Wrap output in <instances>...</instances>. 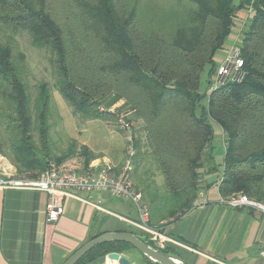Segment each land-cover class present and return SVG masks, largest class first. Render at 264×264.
<instances>
[{
  "label": "trees",
  "instance_id": "16d2710c",
  "mask_svg": "<svg viewBox=\"0 0 264 264\" xmlns=\"http://www.w3.org/2000/svg\"><path fill=\"white\" fill-rule=\"evenodd\" d=\"M74 1L85 19L83 24L87 23L84 32H88V26L98 32L86 33L87 42L68 38L52 0H0V123L5 122L11 133L9 144L4 145L0 139V154H11L19 173L38 174L47 169L50 160L63 163L81 154L88 163L95 157L88 146L75 139L67 148H57L50 140L55 88L74 113L85 119L101 118L111 126L123 114L132 124L137 152L130 177L150 206L147 224L156 231L165 233L196 208L204 175L220 166L222 197L245 194L264 204V0H240L239 4L234 0H180L191 5L190 20L182 23L171 39L155 35L148 50L137 45L132 34L141 8L137 0L127 11L117 0ZM240 7L254 12L249 29L241 32L244 77L212 85L204 107L202 72L207 65L215 71L214 56L231 34ZM24 32L33 45L50 51V61L57 71L52 86L44 79L34 87L30 84L25 54L17 39ZM80 42L107 55L105 60L85 63L76 50ZM103 84H109L114 97L107 105L124 97L136 118L142 120L144 134H138L131 116L120 113L122 106L117 114L99 111L107 96L105 91L101 93ZM214 122L225 134L221 165L213 154ZM149 157L164 178L162 189L155 180L150 184L140 178L144 187L133 181L141 163ZM206 157L213 162L207 173L203 170ZM129 247L135 246L104 242L77 264Z\"/></svg>",
  "mask_w": 264,
  "mask_h": 264
},
{
  "label": "crops",
  "instance_id": "0c3cea01",
  "mask_svg": "<svg viewBox=\"0 0 264 264\" xmlns=\"http://www.w3.org/2000/svg\"><path fill=\"white\" fill-rule=\"evenodd\" d=\"M84 120L73 138L96 153L93 164L111 162L120 169L124 133L102 119ZM222 173L220 166L205 175L196 208L168 227L162 242L186 264H264V212L224 203L219 192ZM80 194L95 205L65 197V214L47 222L48 192L0 187V264H62L86 242L107 232H131L149 244L160 235L141 220L133 202L107 191ZM86 264L117 262L107 254Z\"/></svg>",
  "mask_w": 264,
  "mask_h": 264
},
{
  "label": "rangeland",
  "instance_id": "374dc122",
  "mask_svg": "<svg viewBox=\"0 0 264 264\" xmlns=\"http://www.w3.org/2000/svg\"><path fill=\"white\" fill-rule=\"evenodd\" d=\"M137 1L141 8H140L139 17L136 20L135 25L133 26L132 34L136 40L137 45H139L141 48H145V50L149 49L150 39L154 38L155 35H158L159 38H162L163 40L171 39L175 35L176 30L179 28V26L182 23H186L190 20L191 11L189 7H191V5L186 1H180V0H137ZM134 2L135 0H117L118 5L121 7L123 11H127V9H129L131 4ZM234 3L239 4L240 0H234ZM52 7L57 12L56 15L58 14V18L61 20L62 24H65V32H67L68 30L67 33H69L68 35L69 39L73 38L72 36H74L76 38L83 39L84 42H87L86 33H89V35L98 34L97 29L94 26L93 27L88 26L87 27L88 32H84L83 28L87 26V23L84 22L83 24V21H85V19L80 15V13H78L74 0H52ZM253 15H254L253 10L248 7H240L238 9L236 17L234 18V27L232 28L231 34L225 40L223 47L220 50H218V52L214 56V62L217 65L215 71L213 72L212 65H207L204 71L202 72L201 80H200V91L202 93H206V95L202 99V105L204 107L207 106L208 96L211 93L212 85L215 84V81L217 79L216 74H217L218 66L225 61L226 57L229 54H231L232 50L236 46H238L241 49L240 47L241 39H242L241 32L243 29H249L250 20L253 17ZM17 39L19 42L20 50L25 54V63L28 70L29 81L32 87H34L40 80L43 79L49 81L51 86L55 84L57 80V71L50 61V58L52 57L50 51L47 48H39L33 45L31 43V38L29 34L26 32L22 34H18ZM88 44L89 43L81 44L80 42L79 47L76 49L78 50V54L81 56V58L85 59V63L87 61L91 62V61L105 60L107 55L104 54L102 55L101 52L96 50V48L89 49L90 46ZM216 84H219V82ZM100 90L101 93L105 91L106 92L105 95L107 96L103 98L104 103L99 107V111H103L107 113L110 112V114H117L118 110L122 106L123 109L122 111H120V113H126L127 116L128 115L131 116L134 121L133 122L134 127H137L138 134L139 135L144 134L142 128V124H143L142 120L136 118L134 110H132L131 107L127 105L126 99L123 97L119 99V101L116 102L115 104L107 105L110 101L114 99V97L111 95L112 91L109 89V84H103L100 87ZM73 110L74 109L68 103V101H66V99L54 88L53 102L51 108L52 127L50 129V136H51L50 140L55 143V147L57 148H67L69 142H71L72 139H75L72 136L73 132L76 130V128H80L81 123L85 121L84 120L85 118H83L80 114L79 115L75 114ZM92 110L96 111L94 107L92 108ZM118 125L119 123L117 119L114 120L112 126H115L118 129H120ZM214 133H215L213 140L214 159H216L215 162H218V164L221 165L225 155V145H224L225 134L223 133L219 124L215 122H214ZM10 136L11 133L8 131L6 123L5 122L0 123V139L3 140L2 143L4 145L10 143L9 140ZM34 136L36 138L37 144L40 145L38 134L35 133ZM124 138L126 140L125 136ZM126 149H127V143L125 147V158L127 153ZM9 155L7 154V156H3L2 154H0V179L18 181V179L31 180L36 178L34 176V173L37 172L28 171V172L19 173L15 164L10 159L12 158V155L11 154ZM94 156L96 157V153H94ZM93 159H91L87 163L86 156L80 154L74 156L73 158L63 163H58L54 160H50V161L51 162L53 161L59 167H63V168L65 167L66 169L71 171L82 172L89 169L91 164H93L94 162ZM204 162H205V168L203 170L204 172L207 173V169L213 165V162L210 161L207 157L205 158ZM106 163H109L111 166H113L115 171L119 170L117 165H114L111 162H106ZM106 163L104 162L102 163V165ZM204 172L203 174H206ZM39 174L37 173V176ZM140 178H144V180H146L150 184H152V181L155 180L157 183V187L160 189L163 188L164 178L160 174V171L157 168L156 163L150 157L148 159L143 160L137 172V175L134 174L133 177V181L138 183L140 187H144V185L140 182ZM145 203L148 205L150 211V206L146 200ZM159 234L163 235V233H159ZM149 242L151 243L150 244L151 246L156 248L158 247L157 249L159 250L165 249L167 247L162 242V238L160 236L154 237V239L149 240ZM121 253L129 257V259L132 261V264H151L147 261L144 254L135 247L126 248Z\"/></svg>",
  "mask_w": 264,
  "mask_h": 264
},
{
  "label": "built area",
  "instance_id": "2783aa9c",
  "mask_svg": "<svg viewBox=\"0 0 264 264\" xmlns=\"http://www.w3.org/2000/svg\"><path fill=\"white\" fill-rule=\"evenodd\" d=\"M244 59L241 49L236 46L225 61L217 68L215 86L227 80L240 81L244 77ZM219 84H216L218 83ZM119 128L124 130L127 143V153L123 166L115 171L109 163L91 164L89 169L82 172L71 171L50 162L48 168L31 180H5L0 179V187H31L49 193L46 203V220L55 222L66 212L64 198H78L90 204V199L84 198L81 192L107 191L116 198H123L133 202L140 212L141 220L147 224L150 218L148 205L144 194L132 183L130 172L133 169V160L137 152L134 145L133 128L123 114L118 118ZM224 203L232 206H250L264 212V204L245 194H236L223 199ZM95 205V204H94ZM98 206V205H97ZM99 208H101L99 206ZM148 225V224H147ZM165 239L163 235H159Z\"/></svg>",
  "mask_w": 264,
  "mask_h": 264
},
{
  "label": "water",
  "instance_id": "95a60500",
  "mask_svg": "<svg viewBox=\"0 0 264 264\" xmlns=\"http://www.w3.org/2000/svg\"><path fill=\"white\" fill-rule=\"evenodd\" d=\"M108 241H121L129 243L139 249L144 256L152 262L158 264H186L177 254L161 251L131 232H107L101 234L82 245L78 250L71 254L62 264H77L92 248ZM108 258L117 264H132V261L126 255L120 252L108 253Z\"/></svg>",
  "mask_w": 264,
  "mask_h": 264
}]
</instances>
